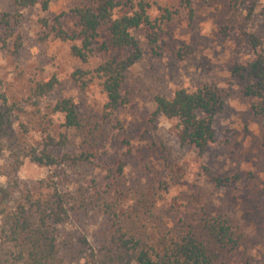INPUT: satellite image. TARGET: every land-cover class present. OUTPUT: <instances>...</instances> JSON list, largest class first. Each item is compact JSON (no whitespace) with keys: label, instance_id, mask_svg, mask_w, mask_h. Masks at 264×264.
<instances>
[{"label":"rangeland","instance_id":"1","mask_svg":"<svg viewBox=\"0 0 264 264\" xmlns=\"http://www.w3.org/2000/svg\"><path fill=\"white\" fill-rule=\"evenodd\" d=\"M46 1L23 9L14 0H0V91L24 100L36 83L58 79L50 98L38 101L37 106L26 105L25 114H20L35 138L40 137L38 130L45 135L65 132L64 116L53 115L46 107L58 99L74 101L83 128L68 131L73 143L65 147H94L96 157L92 164L72 173L68 185L112 180L113 171L126 162L122 178L126 187L130 191L138 188L139 194L133 196H143L145 205L156 203L154 214L168 223L197 222L204 211L222 209L240 223L247 234L246 244L225 253L217 264H264V121L253 115L252 100L231 72L233 66L253 59L251 35L259 37L264 46V17L260 14L264 0L251 1L256 6L252 16V3L235 8L227 0H194L188 9L182 0H157L152 17L161 18L169 11L172 19L161 23L156 48L150 45L146 31L133 32L141 59L126 73L122 91L128 103L112 117L105 114L101 81L92 78L91 72L110 57H129L131 49L109 45L107 51L96 52L83 63L71 52L72 45L80 42L62 41L53 27L59 19L69 32H79L74 10L91 5L92 0H51L45 9ZM107 40V30L102 27L99 44ZM79 70L88 73L80 83L74 78ZM206 85L221 91L224 105L214 120L216 142L201 159L194 148L181 144L176 121L158 113L155 100L158 96L172 98L182 88L197 90ZM68 151L71 148L60 153ZM10 162L9 154L0 162V182L5 184L15 178L32 185L54 172L30 160L12 172ZM206 169L219 176L239 174L240 180L219 188L209 181ZM164 182L170 183L169 191L159 187ZM254 185L262 192L261 198ZM99 224L94 217H84L68 229L86 228L96 241Z\"/></svg>","mask_w":264,"mask_h":264},{"label":"trees","instance_id":"2","mask_svg":"<svg viewBox=\"0 0 264 264\" xmlns=\"http://www.w3.org/2000/svg\"><path fill=\"white\" fill-rule=\"evenodd\" d=\"M50 1L44 3L45 9ZM193 1L182 0V4L190 9ZM251 1L227 0L235 8ZM14 3L26 9L39 0H14ZM155 6L157 0H92L91 5L82 4L74 10L79 32H69L59 19L53 27L62 41L80 42L72 45L71 52L85 64L96 52L107 51L109 45L131 49L129 57H110L91 72L92 78L101 81L107 117L128 103L122 91L126 73L141 59L133 32L146 31L150 45L156 48L161 23L172 19L169 11L161 18H153L151 11ZM255 9L252 3L251 16ZM260 14L264 17V8ZM102 27L107 30L108 40L99 44ZM249 42L253 59L245 65L233 66L231 72L243 85L244 95L252 100L253 115L264 121V46L255 35L250 36ZM87 74L79 70L74 78L84 82ZM57 84L56 77L38 82L24 100H15L8 91H0V162L9 154L12 172L26 160L54 170L32 185L15 178H10L8 184L0 182V264H217L225 253L246 244L247 234L242 226L223 209L217 213L204 211L197 222L168 223L154 214L156 203L145 205L143 196H133L139 194V189L130 191L122 180L126 162L113 171L112 180L68 185L71 174L92 164L96 157L94 147H65L73 143L68 131L83 128L74 101L58 99L46 107L51 114L64 116L66 131L58 135H45L38 130L40 137H31L20 116L25 114L26 105L37 106L38 101L50 98ZM155 102L158 113L176 121L181 144L194 148L202 159L216 142L214 120L224 105L221 91L209 85L197 90L182 88L172 98L158 96ZM65 148L72 151L60 153ZM206 170L209 181L219 188L240 180L239 174L219 176ZM159 187L169 191L171 185L164 182ZM256 194L262 197L259 189ZM84 217H94L100 223L94 232L96 241H92L86 228L68 229Z\"/></svg>","mask_w":264,"mask_h":264}]
</instances>
